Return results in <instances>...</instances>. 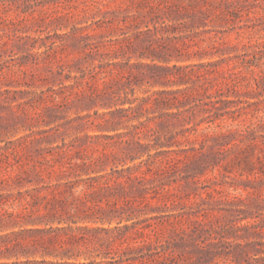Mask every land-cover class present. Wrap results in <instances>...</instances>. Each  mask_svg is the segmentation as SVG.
I'll return each mask as SVG.
<instances>
[{
  "label": "rangeland",
  "instance_id": "rangeland-1",
  "mask_svg": "<svg viewBox=\"0 0 264 264\" xmlns=\"http://www.w3.org/2000/svg\"><path fill=\"white\" fill-rule=\"evenodd\" d=\"M0 264H264V0H0Z\"/></svg>",
  "mask_w": 264,
  "mask_h": 264
}]
</instances>
